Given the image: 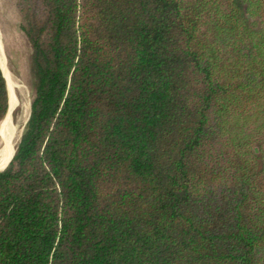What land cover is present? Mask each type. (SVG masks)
Instances as JSON below:
<instances>
[{
	"label": "trees",
	"instance_id": "1",
	"mask_svg": "<svg viewBox=\"0 0 264 264\" xmlns=\"http://www.w3.org/2000/svg\"><path fill=\"white\" fill-rule=\"evenodd\" d=\"M17 8L32 96L0 264H264V0Z\"/></svg>",
	"mask_w": 264,
	"mask_h": 264
},
{
	"label": "rangeland",
	"instance_id": "2",
	"mask_svg": "<svg viewBox=\"0 0 264 264\" xmlns=\"http://www.w3.org/2000/svg\"><path fill=\"white\" fill-rule=\"evenodd\" d=\"M17 1L0 0V47L4 53L13 91V95L8 91L10 108L3 119L4 121L0 122V144L5 136L6 124L9 128L12 125L14 127L15 144L28 114L32 96L28 70L29 44L19 28L20 14Z\"/></svg>",
	"mask_w": 264,
	"mask_h": 264
},
{
	"label": "bare ground",
	"instance_id": "3",
	"mask_svg": "<svg viewBox=\"0 0 264 264\" xmlns=\"http://www.w3.org/2000/svg\"><path fill=\"white\" fill-rule=\"evenodd\" d=\"M0 68H1L5 78L7 80L6 82L8 84L7 85L8 91L10 92V94L13 95V91L11 88V81H10V77H9V73H8V69H7L8 67L6 66V60L4 58V53H3V50L1 49V47H0ZM8 102H9V98H8ZM9 108H10V106L8 107V111H9ZM5 127H6L5 128V136H4V139L2 140V142L0 144V168L6 163L7 159L11 155L13 148H14V141H15V130H14L13 125H12V127L9 128L6 124Z\"/></svg>",
	"mask_w": 264,
	"mask_h": 264
},
{
	"label": "water",
	"instance_id": "4",
	"mask_svg": "<svg viewBox=\"0 0 264 264\" xmlns=\"http://www.w3.org/2000/svg\"><path fill=\"white\" fill-rule=\"evenodd\" d=\"M2 75H3V74H2ZM3 77H4V76H3ZM5 85H6V84H5ZM13 151H14V148H13ZM13 151H12L11 155L9 156V158L7 159L6 163H5L0 169H2V168L7 164V162L9 161L10 157H11L12 154H13Z\"/></svg>",
	"mask_w": 264,
	"mask_h": 264
}]
</instances>
